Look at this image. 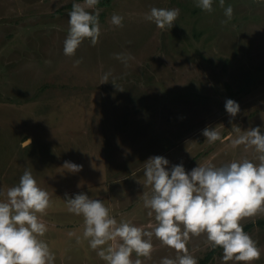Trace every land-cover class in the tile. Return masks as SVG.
I'll list each match as a JSON object with an SVG mask.
<instances>
[{
	"label": "rangeland",
	"instance_id": "rangeland-1",
	"mask_svg": "<svg viewBox=\"0 0 264 264\" xmlns=\"http://www.w3.org/2000/svg\"><path fill=\"white\" fill-rule=\"evenodd\" d=\"M74 2L84 4L0 0V201L30 170L51 198L47 214L37 215L48 227L41 239L55 253L54 264H107L83 238L84 218L68 211L66 194L99 199L118 224L152 230L155 213L150 217L144 206V193H152L144 175L150 157L168 159L169 170L182 163L186 172L244 158L259 163L253 147L233 148L227 138L255 127L264 134V0H224L223 8L213 0L212 12L196 0H99L86 8L99 13L98 43L85 39L66 56ZM153 7L179 9L172 28L145 20ZM113 14L124 18L122 27L111 23ZM117 53L133 59L125 66ZM106 73L109 81L102 83ZM227 99L240 106L235 117L226 112ZM206 127L224 142L209 143ZM29 138V148H22ZM65 162L82 170L69 172ZM260 220L264 214L241 221L252 224L246 232L261 250L251 264H264ZM152 243L151 259L139 257L142 264L182 255L155 235ZM187 248L198 264L213 249L206 233L191 237ZM131 258H138L135 252ZM208 264L245 262H225L220 249Z\"/></svg>",
	"mask_w": 264,
	"mask_h": 264
},
{
	"label": "clouds",
	"instance_id": "clouds-1",
	"mask_svg": "<svg viewBox=\"0 0 264 264\" xmlns=\"http://www.w3.org/2000/svg\"><path fill=\"white\" fill-rule=\"evenodd\" d=\"M99 0H84V4H72L69 15V30L64 41V54L74 56L85 39L92 46L98 43L100 36L99 13L86 8H94ZM224 7V0H219ZM213 0H196V6L212 12ZM179 9L153 7L145 20L154 22L164 30L172 28L179 16ZM225 16L232 19L233 8L225 9ZM123 17L113 14L111 23L123 26ZM221 23H227V20ZM125 66L133 57L123 53L114 54ZM78 65L81 60H76ZM110 73L103 76V82L109 81ZM115 82V80H112ZM117 87V85H116ZM226 112L235 117L239 104L227 99ZM239 133V127L233 129ZM202 134L209 143L224 142V138L215 128H205ZM231 145L253 147L258 153L259 163L244 158L240 161L215 166L199 165L186 172L183 164L167 169L170 162L163 156L150 157L145 164V184L152 187V193H144V206L150 209L148 215L155 213L156 226L152 230L137 227L131 222L117 220L110 215L109 208L99 199H91L87 194L79 193L67 198L68 211L84 218L83 238L89 247L99 249L97 255L107 264H142L139 257L151 259L155 235L164 245L174 249L175 259L164 257L161 264H198L195 257L188 254L187 243L191 237L206 233L207 242L213 248L223 250L225 262L235 260L251 264L259 260L261 250L258 242L244 231L241 223L245 218L264 214V134L259 127L238 135ZM31 138L21 142L22 148H29ZM69 172L82 170V165L71 162L64 164ZM3 194V193H0ZM6 201H0V264H54L55 253L48 243L41 239L48 231L40 218L51 207L49 193L39 187L30 170H25L19 184L7 190ZM37 214H40L38 216ZM70 237L75 233L69 232ZM119 238L122 243L109 244ZM79 242V237L77 238ZM107 245L105 248L104 246ZM138 257L133 261L132 253Z\"/></svg>",
	"mask_w": 264,
	"mask_h": 264
},
{
	"label": "trees",
	"instance_id": "trees-1",
	"mask_svg": "<svg viewBox=\"0 0 264 264\" xmlns=\"http://www.w3.org/2000/svg\"><path fill=\"white\" fill-rule=\"evenodd\" d=\"M260 224H264V220H260L259 221ZM244 227V231L246 232L248 229H250L252 227V224L249 223ZM221 248L219 247H216V248H213L212 250H210L207 255L201 260L200 264H208L212 259L213 257L215 256V254L220 250Z\"/></svg>",
	"mask_w": 264,
	"mask_h": 264
}]
</instances>
